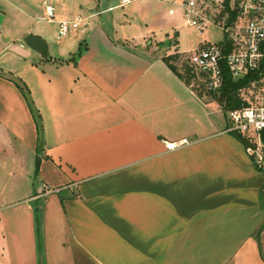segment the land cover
<instances>
[{
  "label": "crops",
  "instance_id": "crops-1",
  "mask_svg": "<svg viewBox=\"0 0 264 264\" xmlns=\"http://www.w3.org/2000/svg\"><path fill=\"white\" fill-rule=\"evenodd\" d=\"M54 1L0 9V264H264V173L167 63L169 2L95 0L60 38Z\"/></svg>",
  "mask_w": 264,
  "mask_h": 264
},
{
  "label": "built area",
  "instance_id": "built-area-1",
  "mask_svg": "<svg viewBox=\"0 0 264 264\" xmlns=\"http://www.w3.org/2000/svg\"><path fill=\"white\" fill-rule=\"evenodd\" d=\"M134 0H121L126 5ZM176 4V0H161ZM188 25L200 33L212 22L220 24L225 38L220 43L203 45L188 56L187 62L201 85L213 93L220 92L226 75L235 81L251 77L238 89L241 105L226 110L228 131L246 138L247 152L256 165L264 168V0H184L179 4ZM170 14L177 10L171 8ZM47 20L55 17V7L46 3ZM84 18L59 21V37L67 36ZM187 142V141H183ZM170 149L176 143H166Z\"/></svg>",
  "mask_w": 264,
  "mask_h": 264
},
{
  "label": "rangeland",
  "instance_id": "rangeland-1",
  "mask_svg": "<svg viewBox=\"0 0 264 264\" xmlns=\"http://www.w3.org/2000/svg\"><path fill=\"white\" fill-rule=\"evenodd\" d=\"M10 1V0H9ZM18 4H25L28 2V0H14ZM66 3L70 2L71 0H65ZM184 0H176V4L169 2V4H159L158 2H152L153 11L158 12V15L161 19H163L164 22L168 23L170 26V29H168L167 34L165 33L160 39H164L161 43L163 44L164 49L168 50L170 53H178L180 56V59L178 60V65L184 66L183 70H186V67L188 66V56H190L194 51H196L198 48H200L203 45H207L208 43H220L225 38V32L220 26V24L216 22H212L209 24L203 33H200L199 29L196 26L188 25L186 23V18L184 16V13L182 10L179 9V4L182 3ZM5 3V0H0V9ZM12 2V1H11ZM52 4L56 6V9L58 11H61L62 5L59 2H55L54 0H51ZM76 3H78L77 10L74 9L72 13H69L70 16L69 19H76L79 17V14L82 16H87L88 9L90 8L89 5H95L97 2L95 0H75ZM168 3V2H167ZM41 6V12L42 16L45 12V19L47 18L46 14V5L43 6L42 2L39 3ZM135 6V5H133ZM171 8H175L177 12L175 14H170L169 10ZM73 10V9H72ZM97 11V10H96ZM69 12V8H68ZM103 16V14L101 15ZM10 23L5 25V29H8L10 34L8 36H11L12 28L16 27L12 22V20H9ZM43 22V21H42ZM81 26L87 25L86 22L80 23ZM48 26L51 30L54 32L58 30V27L54 23H49L44 21L41 26ZM169 32V33H168ZM5 39V38H2ZM175 42V43H174ZM174 43V44H173ZM194 71H196L194 69ZM192 84H194L195 88L199 86L198 80H193ZM197 85V86H196ZM198 90H201L200 88H197ZM226 112V111H225ZM227 114V112H226ZM228 116V115H227ZM230 124V122L228 121ZM233 135L237 136L235 132H233ZM238 137V136H237ZM246 145V144H245ZM261 170L264 173V168H261Z\"/></svg>",
  "mask_w": 264,
  "mask_h": 264
},
{
  "label": "trees",
  "instance_id": "trees-1",
  "mask_svg": "<svg viewBox=\"0 0 264 264\" xmlns=\"http://www.w3.org/2000/svg\"><path fill=\"white\" fill-rule=\"evenodd\" d=\"M165 59L167 60V63L171 66V68L182 78H184L187 82L192 83V81L197 77L195 71H193L192 67L188 66L186 67V70H183L184 66L178 65V60L180 59V56L178 53H172L169 56H166ZM252 80L251 77L244 78L240 81L233 80L230 75H226L225 78V84L223 89L218 93H213L211 91H208L204 88L201 83H199V86L197 88H200L199 92L203 94H207L218 100V102L223 106L224 110H228L233 107H237L241 105V101L238 97V89L241 86L247 85ZM198 90V89H197ZM236 135L243 140L246 143V138L239 133H236Z\"/></svg>",
  "mask_w": 264,
  "mask_h": 264
},
{
  "label": "water",
  "instance_id": "water-1",
  "mask_svg": "<svg viewBox=\"0 0 264 264\" xmlns=\"http://www.w3.org/2000/svg\"><path fill=\"white\" fill-rule=\"evenodd\" d=\"M24 41L28 46H30L32 49L37 51L43 58H48L50 56L49 43H48L47 39L44 38L42 35L31 32L25 37ZM6 75L13 78L17 83H19L21 85V87H23V89L25 90V92H26V94H27V96H28V98H29L34 110H35V113L38 117V120L40 122L38 112H37L36 107L33 103V100L31 99V96L28 92V89L16 77H13L10 74H6ZM40 125H41V123H40ZM42 140H43V137H42Z\"/></svg>",
  "mask_w": 264,
  "mask_h": 264
}]
</instances>
